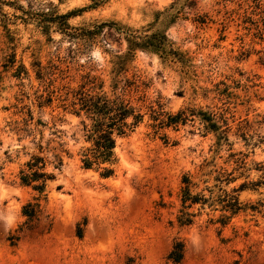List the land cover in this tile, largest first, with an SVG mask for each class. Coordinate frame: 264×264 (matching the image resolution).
<instances>
[{"label": "rangeland", "instance_id": "1", "mask_svg": "<svg viewBox=\"0 0 264 264\" xmlns=\"http://www.w3.org/2000/svg\"><path fill=\"white\" fill-rule=\"evenodd\" d=\"M10 1L40 9H47L51 1L60 13L91 3ZM1 7L5 15L0 14V264H164L175 240L184 243L183 264H264L260 216L255 221L249 214H238L221 227L210 222L218 212L205 208L191 225L176 222L183 174L198 191L204 187L202 173L209 169H202L205 160L215 156L219 166L226 156L224 150L214 154V135L197 117L155 134L146 115L132 133L116 138L115 173L104 178L94 169L80 167L78 151L84 145L80 118L63 114L55 107L57 99L53 110L37 107L50 90L63 94L66 86L75 88L89 69L107 80L111 54L126 49L121 36L108 34L105 28L108 45L77 44L54 27L43 33L36 21L13 17L21 12L11 5ZM263 7L264 0H107L71 16L68 23L86 27L113 20L130 29L164 32L173 57L163 60L156 53L137 50L129 75L138 76L148 101L160 96L168 112L185 107L226 111L232 149L245 153L250 147L243 135L262 133L255 121L264 111ZM219 82L227 86L230 97L218 96L217 88L224 87ZM27 109L49 125L53 116L61 117L57 126L64 131L70 154L48 183L41 212L29 225L21 207L36 193L19 184L18 172L33 145L30 137L12 130L21 126ZM159 134L166 135V143ZM263 149L264 144L255 148L247 160L264 159ZM254 197L248 192L240 195L243 201ZM77 225L81 237L76 235Z\"/></svg>", "mask_w": 264, "mask_h": 264}, {"label": "trees", "instance_id": "2", "mask_svg": "<svg viewBox=\"0 0 264 264\" xmlns=\"http://www.w3.org/2000/svg\"><path fill=\"white\" fill-rule=\"evenodd\" d=\"M106 1L91 0L86 6L60 13L51 1L46 3L49 6L47 9H40L29 4L25 8L19 3L15 4V1L0 0V14H4L1 13V5H11L21 12L20 15L12 14L13 17L25 23L29 20L36 21L43 33H48L51 27H54L71 40H76L77 44L91 45L101 42L108 45L110 39L104 34L106 28L108 34L113 31L126 43L124 52L111 54L107 80L98 74H91L92 69H89L82 75V81L75 88L66 86L63 94H55V90H50L46 97L37 102L39 110L44 107H51L53 110V99H57L58 105L55 107L60 108L63 114L70 113L80 118L81 138L84 143L78 151L80 167L94 169L104 178L113 176L117 163L114 150L116 138L132 133L146 115L152 121L150 126L155 134H158L161 128L169 126L176 128L179 124L183 125L197 117L205 131L214 135V154L224 150L226 156L223 159L224 165L219 166L214 162L215 156L205 160L202 169H209L202 173L206 178L203 180L204 187L198 191L193 189L197 184L190 176L183 174L179 192L180 204L175 216L177 224L191 225L205 208L211 212H218L215 218H210V222L219 223L221 227L229 224L238 214H249L255 221L257 216L264 218V159L247 160L249 155L254 154L255 148L264 144V111L255 121L256 125L262 128V133H254L255 136L252 134L248 137L243 135L245 144L250 147L248 152L243 153L232 149L226 111L216 113L212 110L196 111L185 107L171 113L164 109L160 96L154 101H148L138 76L134 72L129 75L135 51L156 53L163 60H170L174 54L172 43L164 32L130 29L113 20L94 22L86 27H73L68 23L71 16L96 8ZM21 67L24 69L20 64ZM16 75L19 76L17 68ZM219 83L224 87L217 88L218 96L230 97L232 93L228 91L224 82ZM54 95L56 96L53 98ZM26 113L27 117L22 119L21 126L15 125L12 130L30 137L33 145V151L18 172L19 184L30 187L36 193L21 207V214L25 217V223L29 225L41 212V200H46L48 183L55 180L56 173L63 166L64 156L70 154L63 142L64 131L57 126V121H62L61 117L53 116L49 125V122L42 120L40 116L34 119L30 109H27ZM46 129L49 131L48 137L44 135ZM159 137L164 143L167 142L166 135L162 134ZM262 151L264 152V149ZM238 180L240 182L230 187ZM210 181L211 183L207 184ZM242 192L252 193L255 197L243 201L240 199ZM76 235L81 237L79 225ZM183 259L184 243L175 240L164 264H183Z\"/></svg>", "mask_w": 264, "mask_h": 264}]
</instances>
